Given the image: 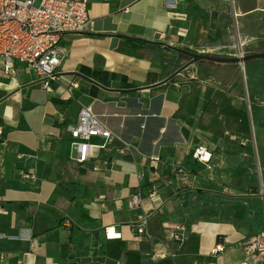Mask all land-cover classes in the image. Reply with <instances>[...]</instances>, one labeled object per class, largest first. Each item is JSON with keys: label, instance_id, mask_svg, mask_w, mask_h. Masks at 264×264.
<instances>
[{"label": "crops", "instance_id": "obj_1", "mask_svg": "<svg viewBox=\"0 0 264 264\" xmlns=\"http://www.w3.org/2000/svg\"><path fill=\"white\" fill-rule=\"evenodd\" d=\"M87 15L86 32L59 42L51 92L33 70L14 62L6 76L0 63V264H215L256 236L231 220L264 195V59L199 61L156 85L190 48L264 53V0H88ZM87 108L111 138H93L104 148L78 163L68 128ZM251 135L260 179L253 148L230 139ZM198 147L211 169L192 158ZM144 216L151 239L136 240Z\"/></svg>", "mask_w": 264, "mask_h": 264}, {"label": "built area", "instance_id": "obj_2", "mask_svg": "<svg viewBox=\"0 0 264 264\" xmlns=\"http://www.w3.org/2000/svg\"><path fill=\"white\" fill-rule=\"evenodd\" d=\"M224 1L233 2V0ZM87 5L88 0H0V63L4 75H12L14 62H18L27 69L33 70L38 76L41 88L51 92V84L58 81L56 71L62 58L58 51L59 42L65 34H81L87 31L89 25ZM190 49L193 54L214 57H219L217 55L221 51L220 47L214 45H202ZM244 56L243 51L237 47L236 54L228 58ZM188 69L189 67L185 70ZM190 77L194 78V75ZM68 133L72 140V150L75 152L74 159L78 163L89 160L93 150L104 148V146L92 145L90 141L93 138H102L105 141L111 138V133L101 125L98 116L90 108L79 111L78 122L68 128ZM230 139L239 141L242 146L250 145L253 148V165L260 179L261 166L256 155L254 137L251 135L239 140L236 136H230ZM3 142L0 127V143ZM125 145L127 149L131 148L128 144ZM120 151L124 152L123 149ZM192 158L206 169H211L212 155L205 147L196 148ZM152 160L157 162L159 158L156 156ZM24 177L30 178L29 175ZM149 199L154 200L155 194L149 195ZM261 199L264 200L262 194ZM139 203L140 198L137 195L133 196L131 206L136 208ZM0 213L5 212L0 208ZM147 227L148 220L144 216L134 228V238L151 239ZM177 230L172 235V239L182 243L186 238L185 228L182 226ZM106 234L108 238H120V234H116L113 228H107ZM222 251L223 247L217 245L211 254L216 255ZM243 251L246 258L253 259L257 264H264V230L244 245Z\"/></svg>", "mask_w": 264, "mask_h": 264}, {"label": "rangeland", "instance_id": "obj_3", "mask_svg": "<svg viewBox=\"0 0 264 264\" xmlns=\"http://www.w3.org/2000/svg\"><path fill=\"white\" fill-rule=\"evenodd\" d=\"M261 190L264 191L263 189ZM243 209L245 212L241 220L237 218L231 220L233 228L236 230L239 229L249 236H258L260 232L264 230V200L259 199L258 196V198L252 200L249 205H245ZM243 247L244 245L241 243L232 244L226 248L224 253L220 254L221 258L219 257V261H213L215 264H239L240 262H243L246 257ZM246 262L249 264H257V262L251 258L246 260Z\"/></svg>", "mask_w": 264, "mask_h": 264}, {"label": "water", "instance_id": "obj_4", "mask_svg": "<svg viewBox=\"0 0 264 264\" xmlns=\"http://www.w3.org/2000/svg\"><path fill=\"white\" fill-rule=\"evenodd\" d=\"M185 56L188 57L189 61L173 72L171 75H169L166 79L158 83L156 86H161L164 84H167L169 81H171L174 77L180 75L185 69H187L189 66L195 64L196 62L199 61H207L215 64H239V63H244L247 61L255 60V59H264V53L261 54H252L249 56H244L242 58H225V57H214V56H202V55H197L193 54L187 51H181Z\"/></svg>", "mask_w": 264, "mask_h": 264}, {"label": "trees", "instance_id": "obj_5", "mask_svg": "<svg viewBox=\"0 0 264 264\" xmlns=\"http://www.w3.org/2000/svg\"><path fill=\"white\" fill-rule=\"evenodd\" d=\"M188 59V58H187ZM189 60V59H188Z\"/></svg>", "mask_w": 264, "mask_h": 264}]
</instances>
